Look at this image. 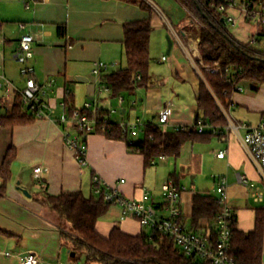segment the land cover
<instances>
[{"label":"crops","instance_id":"crops-1","mask_svg":"<svg viewBox=\"0 0 264 264\" xmlns=\"http://www.w3.org/2000/svg\"><path fill=\"white\" fill-rule=\"evenodd\" d=\"M150 1L151 11L119 0H0V74L8 82L0 88V118L11 115L19 102L18 92L26 85L23 66L16 59L24 35L34 37V57L28 61L34 79L40 84L55 80L46 98L53 108L50 119L33 116L30 123L15 127L0 123V166L10 149L15 152L10 181L4 192L0 191V264H21L19 256L28 252L38 254L44 264H98L88 263L84 254L79 261L74 259L71 225L44 203L47 195L81 192L87 198L96 196L95 176L125 198L154 207L159 215L165 213L163 185L173 182L185 187L180 205L187 230L192 229L194 195L218 197L219 179L225 177L227 201L236 215L237 228L243 233L255 231L258 212L264 211V175L243 143L245 130L238 133L227 126L207 125L203 133L212 132L210 140L187 142L177 159L161 156L150 166L142 154L131 152L124 140L94 134L87 140L88 165L81 166L64 142L63 128L55 123L65 113L62 104L68 99L72 108H82L87 101L98 103L115 123L132 119L137 104L131 105V99L125 97L134 96L138 89L115 98L104 90L101 77L127 67L125 23L149 19L153 27L150 52L159 50V63L166 64L167 70L152 75L153 85L146 100L140 99L141 109L157 123L160 112L169 108L166 131L194 125L203 81L198 25L177 0H159L161 7ZM230 13L236 17V24L228 25L233 36L264 51V27L258 22L254 25L256 20L245 19L239 11ZM60 27L64 30L59 31ZM165 29L177 38L167 54ZM97 62L108 65L101 76L93 74ZM116 107L121 121L115 119ZM223 112L227 122L236 125L264 123V85L255 91L251 84H242ZM223 151L225 157L218 158ZM37 167L44 169L40 182L35 179ZM3 183L0 178V190ZM122 216L121 207L112 204L97 222V232L105 238L117 227L131 236L150 233L137 219ZM8 252L13 256L5 257Z\"/></svg>","mask_w":264,"mask_h":264},{"label":"trees","instance_id":"trees-1","mask_svg":"<svg viewBox=\"0 0 264 264\" xmlns=\"http://www.w3.org/2000/svg\"><path fill=\"white\" fill-rule=\"evenodd\" d=\"M127 4L139 5L150 10L145 0H119ZM264 2V0H261ZM200 23L198 34L201 38L200 54L203 64L220 66L214 73L201 67L203 81L197 99L198 113L195 124L184 130L164 131L156 123L144 132V138L128 143L121 134L117 123L112 122L105 135L109 139L124 140L129 150L142 154L147 166L161 156L177 159L187 142H205L213 136L212 132L200 133L195 125L203 120L206 125L225 127L228 125L223 109L227 110L232 97L244 83L258 90L264 85V51L250 43L239 41L230 32L228 25L222 23L224 14L218 11L219 0H177ZM213 5V6H212ZM62 27L59 31H63ZM151 20L127 22L124 25V47L127 67L101 77L103 87L109 88L115 98L137 89H149L153 85L150 75ZM140 75V80H138ZM71 110L70 99L66 100ZM29 111L19 102L11 115L0 118L4 127H15L31 122ZM101 110L100 115L106 116ZM15 152L10 149L0 166V178L4 180L1 192L6 189L11 178V164ZM44 203L62 220L71 225L69 238L74 258L86 256L87 262L98 264H208L201 259L186 256L176 244L164 234L150 230L138 236L128 235L115 228L109 237L101 236L96 229L99 219L106 214L112 203L105 202L102 196L85 197L81 192L63 193L59 196L47 195ZM222 206L210 194H195L190 231L203 233L214 244L218 237L217 221ZM182 223V218L179 219ZM183 224V223H182ZM232 256L236 264H263L264 211L257 215L256 229L243 233L237 228L236 215L231 222Z\"/></svg>","mask_w":264,"mask_h":264},{"label":"built area","instance_id":"built-area-1","mask_svg":"<svg viewBox=\"0 0 264 264\" xmlns=\"http://www.w3.org/2000/svg\"><path fill=\"white\" fill-rule=\"evenodd\" d=\"M25 1L27 2L28 0ZM145 1L153 7L150 0ZM26 7L29 8V5L26 4ZM218 11L224 14L227 25L236 24V17L231 15L230 12L239 11L245 19L256 20L264 27V2L261 0H242L241 3L235 0H219ZM33 43L34 37L31 35H24L20 40V49L16 55V59L23 66L21 74L26 78V85L24 89L19 90L18 94L21 103L37 119H50L53 108L46 98L52 91L55 80L50 79L45 81L44 84H40L34 79V69L28 66V61L34 57ZM252 43H256V40L253 39ZM0 46H2V42H0ZM164 60H166V57ZM202 67L214 73L221 71L218 65L210 67L202 63ZM107 69L108 65L106 63L97 62L94 66L93 74L101 76L102 72ZM140 78V75H138V80ZM7 83L5 76L0 74V88ZM104 90L106 92L110 91L107 87H104ZM123 102L124 98L120 97V103ZM62 107L65 113L56 119L55 123L63 128L66 146L75 152L81 166H87L88 138L94 134L106 133L113 121L106 116L102 117L100 115L102 108L95 102L87 101L82 108L73 107L71 110H68V105L64 102ZM169 122L170 110L169 108H165L160 112L156 124L166 131ZM117 124L120 127L121 134L130 144L136 141V137L144 133L148 126H150V123L144 122L141 119L128 124ZM206 126L203 120H200L195 125L200 133L204 132ZM185 128L184 126H179L175 130H184ZM227 129H233V131L238 133L240 130H245L243 143L264 175V123L258 126H251L246 123L236 125L228 121ZM214 133L218 134L219 131L215 130ZM217 156L223 159L225 152H220ZM152 164H154V161ZM43 172V167L35 169V179L37 181H41ZM226 185V178L221 177L216 188V193L222 209L217 221L218 237L216 242L212 244L205 235L187 230L179 221L182 217L181 196L186 191L185 187H181L173 182L163 185L162 198L163 211L165 213L164 215H159L154 207H147L141 202L127 199L119 191L108 188L98 176L93 178L94 194L102 196L105 202L120 206L123 211V219L128 217L137 219L143 226L158 231L171 239L186 256L201 259L208 264H236L232 256L231 242V222L235 213L227 201ZM4 255L5 257L13 256L9 252ZM19 259L21 264H44L41 257L34 252L20 255Z\"/></svg>","mask_w":264,"mask_h":264},{"label":"rangeland","instance_id":"rangeland-1","mask_svg":"<svg viewBox=\"0 0 264 264\" xmlns=\"http://www.w3.org/2000/svg\"><path fill=\"white\" fill-rule=\"evenodd\" d=\"M235 1H237L238 3H241L242 0H235ZM154 2L157 3L161 7V3L159 0H154ZM179 11H181V6L177 3V14H179L178 13ZM192 18L196 22V24L198 25V28H199L200 23L198 21H196V19L193 16H192ZM252 23L255 25L257 23V21L256 22L253 21ZM165 31L167 32V34L165 35V39L168 42V48L166 50V54H167V52L169 50V39L173 42L177 38L173 32L169 31V33H168V31L166 29H165ZM158 34H159V32H157L156 37L158 36ZM164 34H165V32H164ZM161 56L162 55L159 53V50L156 52H152L151 57H152L153 61L150 65V75H153L154 73L155 74H162L163 72H165V69L167 70L166 64L159 63V59L161 58ZM150 88H151V86H150ZM169 89H170L169 87H166V90H169ZM177 91H178V85H177ZM148 92H149V90H147V89H138L134 96L126 95L125 98H127L126 99L127 101H128V99H131V101H130L131 105L137 104V106H136L137 111L133 114L132 119H127L126 121L123 122V121H121V119H122L121 111L118 110L119 107H116L117 109H115V110H117V111H116L115 119H118L121 121V122H117V123L122 124V122H123V123L128 124V123H130L131 120H137V119H141L142 121L147 122V123L151 122L152 116L144 114L143 110L141 109V106L143 105V103L140 102V99L146 100ZM143 138H144V134L139 135L136 137V141L141 140ZM81 262L84 263L83 260H81Z\"/></svg>","mask_w":264,"mask_h":264},{"label":"water","instance_id":"water-1","mask_svg":"<svg viewBox=\"0 0 264 264\" xmlns=\"http://www.w3.org/2000/svg\"><path fill=\"white\" fill-rule=\"evenodd\" d=\"M222 23H223L224 25H226V21H225V19H222ZM171 47H172V41L169 39V51H168V53H170V51H171ZM77 80L80 81L81 78H78ZM25 193H27V191H25ZM72 257H75V254H74V253L72 254Z\"/></svg>","mask_w":264,"mask_h":264}]
</instances>
